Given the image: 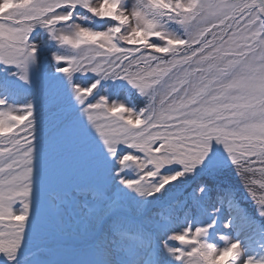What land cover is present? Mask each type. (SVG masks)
Listing matches in <instances>:
<instances>
[{
  "label": "snow or ice",
  "instance_id": "1",
  "mask_svg": "<svg viewBox=\"0 0 264 264\" xmlns=\"http://www.w3.org/2000/svg\"><path fill=\"white\" fill-rule=\"evenodd\" d=\"M0 264H264V0H0Z\"/></svg>",
  "mask_w": 264,
  "mask_h": 264
}]
</instances>
